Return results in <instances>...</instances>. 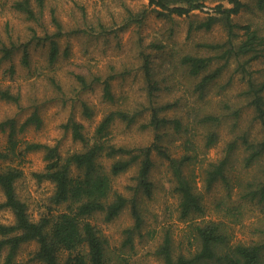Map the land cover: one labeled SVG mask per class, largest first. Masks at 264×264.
<instances>
[{
  "label": "trees",
  "instance_id": "16d2710c",
  "mask_svg": "<svg viewBox=\"0 0 264 264\" xmlns=\"http://www.w3.org/2000/svg\"><path fill=\"white\" fill-rule=\"evenodd\" d=\"M147 2L157 17L165 19H172L174 15L188 16L213 2L206 16L189 21L188 34L193 30L209 31L216 24H221L226 30V38L222 41L198 43V46L208 48L212 54L183 51L176 57L173 53L172 58L179 70L195 79L192 91L198 100L204 101V105L196 107L194 112L190 113L192 108L188 109L191 122L197 123L203 130V153L218 142V127L221 120L225 119L224 114L208 111L205 107L208 90L231 62L236 63L235 72L240 74V80L244 82L240 95L252 110L261 134L251 137L244 131L228 140L220 156L206 162L203 182L206 191L217 182L224 184L226 199H219L216 204L224 210V214L232 216L233 222L243 223L247 211H257L253 237L235 241L233 229L223 220L204 219L203 193L198 189L195 168H192L204 156H200L202 153L198 149L201 148L189 137L184 139V152L178 156L172 155L162 144L164 137L178 135L184 129L188 132L191 128L184 124L183 116L179 115V100L163 103L154 101L161 85L153 68V55L143 52L140 68L147 104L111 107L99 120L91 136L86 135L81 121L70 115L62 125L74 140L82 143L81 150L62 154L58 144L17 138L18 132L30 123L36 126L41 124L38 106L19 124L13 116L0 120V132H6V144L0 146V192L3 197L0 210L9 209L13 213L12 222H0V256L4 252L0 264H128V256L113 254L109 250L107 239L91 217L102 213L106 220H110L129 205L133 223L124 229L122 244H132L134 236L140 234L144 225L139 194L145 197L153 194L154 184L149 178L153 152L167 161L172 179L171 190L178 200L179 218L193 219L196 215L204 219L198 223L191 222L188 244L178 252L174 250L169 231L164 233L155 249L163 264H264V70L263 76L259 77L252 69L254 61L264 58V35L250 23L240 24L233 20L232 16L245 7L242 0ZM44 3L45 0L13 1L14 9L29 22L41 25L42 29L30 26L24 42L15 41L11 36L4 40L0 38V66L20 51L21 62L28 67L31 63V46H40L46 47L48 66L54 67L61 52V38L71 32L81 31L65 30L62 22L53 14L51 22L54 28L50 30L43 19ZM257 7L264 9V0H257ZM147 12L143 9L138 14L129 13L125 25L130 21H142ZM63 52L67 53V48ZM215 61L223 62L214 65ZM113 69L105 75L73 72L74 87L78 91H86L100 85L103 100L115 104L117 97L112 90V80L118 75H125L128 70L116 72ZM9 70L13 72L14 67L10 66ZM168 76L173 80L172 74ZM49 79L61 92L58 80L53 76ZM0 99L18 103L20 93H14L8 86H0ZM81 106L82 114L91 117L93 112L90 106L85 101L81 102ZM222 107L224 110L231 109L229 101L223 102ZM144 112H148V118L141 127H151L154 134L150 144L129 147L111 141L110 128L113 123L122 121L130 126ZM231 113L239 116L240 107L233 108ZM170 127L172 131H169ZM32 150H42L45 162L40 171L34 172L35 177L38 181L53 183L50 201L55 207L64 205V208L56 207V210L49 207L38 219L30 217L26 203L16 191V182L23 174L21 157ZM17 157L21 159L15 163ZM5 160H9V163L2 165ZM131 167L136 168L135 184L130 186L133 191L131 195L126 196L114 188L113 180ZM31 242L35 243V248L29 252L28 258L17 260L21 247Z\"/></svg>",
  "mask_w": 264,
  "mask_h": 264
},
{
  "label": "rangeland",
  "instance_id": "374dc122",
  "mask_svg": "<svg viewBox=\"0 0 264 264\" xmlns=\"http://www.w3.org/2000/svg\"><path fill=\"white\" fill-rule=\"evenodd\" d=\"M13 1L0 0V38L4 40L11 36L15 41L24 42L30 26L37 30H41L42 26L36 22H29L21 12L14 9ZM242 1L245 7L232 16L233 20L240 24L250 23L264 35V9L257 7V0ZM212 4L213 2H209L203 10L197 9L188 16L174 15L172 19H165L155 15L147 0H45L43 19L50 30L54 28L51 22L53 14L62 22L65 30L81 31L71 32L61 38V52L54 67L48 66L46 47L40 46H31V63L28 67L22 64L20 51L2 63L0 86H8L14 93L19 92L20 100L15 103L0 99V120L13 116L19 124L35 106H38L41 124L36 126L30 123L23 131L18 132L17 138L49 145L58 144L62 154L81 150L82 143L74 140L70 132L64 130L62 124L72 115L84 125L86 135L91 136L99 120L111 107L116 105L132 107L136 103L146 105L140 59L143 52L151 53L156 78L161 85V90L154 101L163 103L179 100V115L183 116L184 124L191 128L188 132L184 129L178 135L164 137L162 144L175 156L184 152L183 142L187 137L201 148L198 150L202 153L200 156L204 157L195 166L192 165V168H195L198 189L203 193L204 219L223 220L230 229H233L235 241L252 238L254 216L257 211H247L243 223L233 222L232 216L224 214V210L216 204L219 199H226L224 184L217 182L206 191L203 182L206 162L217 159L228 140L244 131L251 137L261 134L259 124L253 119L252 110L240 95L244 82L240 80V74L235 72L236 63L231 62L208 90L205 107L208 111L224 114L225 119L221 120L218 127V142L203 153V130L197 123L191 122L190 113L194 112L196 107H202L204 101L198 100L192 91L195 79L189 78L185 72L179 70L172 58L173 53L176 57L183 51L212 54V51L198 46V43L222 41L226 38V30L221 24L214 25L209 31L193 30L188 34L189 21L206 16V11L211 10ZM143 9L148 12L142 21H130L125 25L129 13L138 14ZM65 48L68 54L63 52ZM217 62L223 61H215L214 65ZM10 66L14 67L13 72L9 70ZM111 69L116 72L128 70L125 75H118L112 80V90L117 97L115 104L103 100L100 85L86 91H78L77 87H74L76 84L72 78L73 72L105 75L110 73ZM252 69L256 76L262 77L264 58L254 61ZM168 74L173 75V80ZM50 76L58 80L61 92L52 85ZM82 101L90 106L93 112L91 117L82 114ZM227 101L231 109L224 110L222 104ZM235 107H240L239 116L231 113ZM191 108L189 113L188 109ZM147 118L148 112H144L130 126L122 121H116L110 128L111 141L129 147L150 144L154 137L153 130L151 127H141ZM169 131H172L171 127ZM5 144L6 132H0V146ZM21 158L23 174L16 182V191L26 203L30 217L38 219L49 210V207L55 210L56 207L64 208V205L55 207L50 201L53 183L47 180L38 181L34 175V172L40 171L45 163L42 150L28 151ZM21 158H15L14 162ZM152 158L153 166L149 178L154 184L153 194L151 197L139 194L144 225L140 234L134 236L132 244H122L125 239L124 229L133 223L129 205L110 220H106L102 213H96L91 217L92 222L107 239L109 250L113 254L128 256V264H163L155 249L164 233L169 231L174 250L178 252L188 244L191 222L198 223L204 220L196 215L193 219L179 218L178 200L171 190L172 179L167 161L156 152H153ZM7 163L9 160L3 161L2 165ZM135 171L136 168L131 167L114 177V188L130 196L133 192L130 186L135 184ZM2 198L0 192V200ZM12 221L11 210H0V222ZM34 248V242L24 244L18 251L17 260L27 259L29 252ZM1 254L0 261L4 252Z\"/></svg>",
  "mask_w": 264,
  "mask_h": 264
}]
</instances>
